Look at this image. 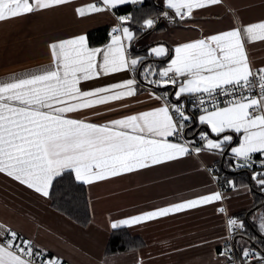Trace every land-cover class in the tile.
I'll list each match as a JSON object with an SVG mask.
<instances>
[{"label": "snow or ice", "instance_id": "1", "mask_svg": "<svg viewBox=\"0 0 264 264\" xmlns=\"http://www.w3.org/2000/svg\"><path fill=\"white\" fill-rule=\"evenodd\" d=\"M71 3L0 0V23ZM142 4L143 0H95L74 7L80 19L104 13L112 17L105 43L92 46L87 32L52 38L47 42V63L0 79V176L47 202L55 201L61 189L63 195L210 154L226 156L233 171L247 170L264 193V62L257 65L250 53L255 42L264 44V16L246 21L233 12L235 22L227 30L174 46L156 42L146 55H134V43L154 31L160 19L186 24L195 10L220 5L221 0H163L158 13L148 14L143 8L138 13L120 12L122 6ZM100 77L110 82L93 86ZM142 85L152 86L148 96L156 102L153 106L103 122L81 117L98 106L137 100ZM157 87L164 90L158 93ZM201 164L215 190L113 219L110 227H131L219 202L217 211L225 217L227 235L216 238L222 247L215 254L212 242H201L210 249L207 264H264V247L257 250L247 243L264 245V212L252 218L258 237L248 232L243 218L230 215L223 206L229 190L251 192V187ZM0 264L64 260L0 222Z\"/></svg>", "mask_w": 264, "mask_h": 264}, {"label": "crops", "instance_id": "2", "mask_svg": "<svg viewBox=\"0 0 264 264\" xmlns=\"http://www.w3.org/2000/svg\"><path fill=\"white\" fill-rule=\"evenodd\" d=\"M155 1L164 7L163 0ZM90 2L95 0H72L70 5L53 12L0 23V79L47 63L50 59L47 42L52 38L110 28L113 19L107 13L84 19L74 15V7ZM195 11L197 14L186 24L164 20L162 28L148 31L138 40L137 48L150 47L156 42L174 46L177 42L200 38L202 34L227 30L235 22L233 12L243 20H255L264 16V0H221L220 5ZM250 53L257 65L264 62V44L255 42L250 46ZM107 82H110L108 78L100 77L93 86ZM158 89L155 91L161 92ZM151 91L152 86L142 85L137 100L98 106L81 113V117L103 122L121 114L145 110L156 103L149 99ZM122 103L127 107H121ZM223 158L204 154L198 159L193 155L181 162H172L168 167H156L138 175L127 174L107 182H97L91 187L85 185L91 214L87 226H81L55 210L51 201L41 200L0 176V222L20 230L26 237H33L53 254L59 253L64 264H103L105 260L109 264H137L138 260H142L143 264H207L210 249L201 242H212L211 251L215 254L216 249L222 247L215 243L216 238L227 235L225 217L217 211L221 206L219 202L155 221L124 226L120 229H126L142 244L111 255L107 254L109 239L114 231L110 221L215 190L216 184L211 181L201 161L207 167L218 169ZM229 178L238 185L248 184L252 189L251 192L243 189L232 191V198L225 204L229 214L243 218L252 235H261L252 218L264 212V207H261L264 193L251 180L245 182L242 176L232 175ZM236 240L239 241L240 237ZM247 243L251 245L249 240Z\"/></svg>", "mask_w": 264, "mask_h": 264}, {"label": "trees", "instance_id": "3", "mask_svg": "<svg viewBox=\"0 0 264 264\" xmlns=\"http://www.w3.org/2000/svg\"><path fill=\"white\" fill-rule=\"evenodd\" d=\"M139 8H143L146 13L151 14L153 12L158 13L164 7L158 5L155 0H145L143 4L140 6H132V5L122 6L120 12L138 13ZM164 20L165 19L163 18L160 19L155 29L162 28L164 26L163 24ZM109 30L110 28H102L89 32L90 43L92 44V46H101L103 43H105L108 39L107 33ZM144 34H142L140 38ZM138 40L134 43L131 51L133 52L134 55H146L148 47H145L143 49H138L136 46ZM158 90L163 91L164 89L159 88ZM193 127H195V125ZM226 160L227 157L225 156L220 166L218 167V174L222 178L225 176L229 178L230 176L233 175V176H242L243 178H245V182L250 181V173L248 171H242V170L233 171L227 167ZM229 163H231V161H229ZM63 192L64 190L61 189L60 193ZM60 193L57 194V198L55 199V201H51L52 207L55 210L59 211L60 213L64 214L65 216L69 217L70 219L74 220L79 225L87 226L91 221V214H90L89 198H88V192L86 186H84L82 189L74 190L72 192L65 193L63 195H61ZM254 235L260 237V235L256 233ZM249 241L251 242V246L253 248H256L257 250H260L261 247H264V245H261L259 242H254L251 240ZM141 244H142L141 240L137 237H132V235L126 229L114 230L109 239V243L107 246V254L111 255L119 252L132 250L137 248Z\"/></svg>", "mask_w": 264, "mask_h": 264}, {"label": "built area", "instance_id": "4", "mask_svg": "<svg viewBox=\"0 0 264 264\" xmlns=\"http://www.w3.org/2000/svg\"><path fill=\"white\" fill-rule=\"evenodd\" d=\"M242 171H247V170H242ZM221 177V176H220ZM227 196H228V199L226 200V201H224V203H223V206H225L226 207V203L232 198V191L231 190H229L228 192H227ZM239 236H236V238L235 239H237Z\"/></svg>", "mask_w": 264, "mask_h": 264}]
</instances>
